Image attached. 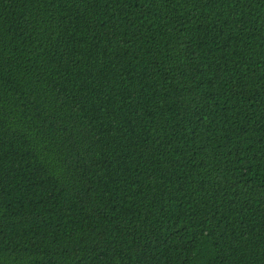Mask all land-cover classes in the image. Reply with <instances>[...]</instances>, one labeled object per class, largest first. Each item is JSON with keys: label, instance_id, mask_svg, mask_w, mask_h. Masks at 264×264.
Masks as SVG:
<instances>
[{"label": "trees", "instance_id": "1", "mask_svg": "<svg viewBox=\"0 0 264 264\" xmlns=\"http://www.w3.org/2000/svg\"><path fill=\"white\" fill-rule=\"evenodd\" d=\"M0 264H264V0H0Z\"/></svg>", "mask_w": 264, "mask_h": 264}]
</instances>
